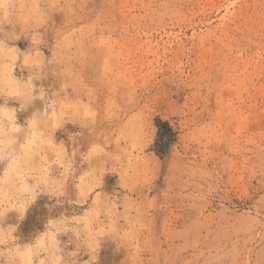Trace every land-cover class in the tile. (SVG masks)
<instances>
[{"label": "rangeland", "instance_id": "1", "mask_svg": "<svg viewBox=\"0 0 264 264\" xmlns=\"http://www.w3.org/2000/svg\"><path fill=\"white\" fill-rule=\"evenodd\" d=\"M264 264V0H0V264Z\"/></svg>", "mask_w": 264, "mask_h": 264}, {"label": "clouds", "instance_id": "2", "mask_svg": "<svg viewBox=\"0 0 264 264\" xmlns=\"http://www.w3.org/2000/svg\"><path fill=\"white\" fill-rule=\"evenodd\" d=\"M27 264H32L31 260H28ZM38 264H45V261L44 260H39ZM56 264H59V260L56 261Z\"/></svg>", "mask_w": 264, "mask_h": 264}]
</instances>
